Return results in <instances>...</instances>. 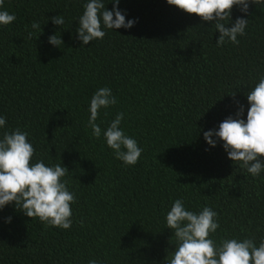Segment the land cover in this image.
I'll return each mask as SVG.
<instances>
[{
  "label": "trees",
  "instance_id": "obj_1",
  "mask_svg": "<svg viewBox=\"0 0 264 264\" xmlns=\"http://www.w3.org/2000/svg\"><path fill=\"white\" fill-rule=\"evenodd\" d=\"M86 2L4 0L0 8L16 17L0 25V139L27 131L32 163L67 167L63 179L76 196L67 230L46 228L14 203L0 210V264H166L175 248L166 214L176 199L186 210L218 213L217 242L251 238L258 246L264 171L252 177L228 158L223 141L213 147L204 132L237 118L240 106L246 120L247 93L264 76V5L249 4L247 13L234 6L225 26L248 19L246 35L238 45L217 46L215 21L167 0H120L116 7L134 25L105 28L103 39L81 46L76 29ZM104 3L113 10L112 0ZM57 15L62 26L51 20ZM54 34L60 47L48 42ZM101 87L117 103L100 109L96 123L106 130L124 114L120 127L143 149L135 165L116 159L87 126Z\"/></svg>",
  "mask_w": 264,
  "mask_h": 264
},
{
  "label": "clouds",
  "instance_id": "obj_2",
  "mask_svg": "<svg viewBox=\"0 0 264 264\" xmlns=\"http://www.w3.org/2000/svg\"><path fill=\"white\" fill-rule=\"evenodd\" d=\"M112 2L113 10L106 9L104 0H87L83 5L76 29L81 46L103 39L105 28H131L134 25L135 21L126 20L116 7L120 0ZM167 3L190 15L195 14L202 21H215V29L220 33L216 44L223 46L228 42L238 45L237 37L246 35L248 19L238 17L231 27L225 26L224 22L231 20L233 7L247 13L249 4L264 5V0H167ZM3 4L4 0H0V8ZM15 19L14 14L0 10V25H9ZM51 20L61 26L65 22L61 15L51 17ZM31 28L38 30V35L42 32L38 21H33ZM33 35L30 31L28 38ZM48 42L56 47L63 44L61 36L56 34L49 36ZM230 95L235 97V91ZM247 101L246 120L240 118L244 111L240 106L237 118L228 116L219 124L218 130L205 131L204 138L213 147L217 141H223L228 158L252 177H258L264 171L261 159L264 157V76L247 93ZM116 103L117 98L110 88L101 87L95 91L90 100L87 126L96 139L103 135L116 159L132 166L138 163L143 149L120 127L124 114L118 113L106 130L96 123L99 110ZM5 124L6 119L0 116V128ZM28 136L27 131L16 128L5 132L0 139V210L14 203L17 210L31 219L38 218L46 228L70 229L71 205L76 202V196L68 190V181L63 179L69 169L61 164L48 166L42 160L32 163L35 148ZM217 217L218 213L209 206L197 213L186 210L184 201L176 199L166 214V227L172 231L175 244L174 251L167 255L166 264H264V239L257 246L251 238H223L219 242L211 238L220 227ZM7 219L11 221V217ZM80 223L83 225V220ZM88 264L99 262L91 259Z\"/></svg>",
  "mask_w": 264,
  "mask_h": 264
}]
</instances>
